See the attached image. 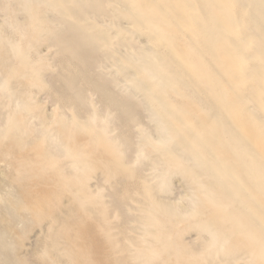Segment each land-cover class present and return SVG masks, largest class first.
Here are the masks:
<instances>
[{
  "label": "rangeland",
  "instance_id": "obj_1",
  "mask_svg": "<svg viewBox=\"0 0 264 264\" xmlns=\"http://www.w3.org/2000/svg\"><path fill=\"white\" fill-rule=\"evenodd\" d=\"M219 1L209 39L205 0H0V264H264L263 63Z\"/></svg>",
  "mask_w": 264,
  "mask_h": 264
},
{
  "label": "bare ground",
  "instance_id": "obj_2",
  "mask_svg": "<svg viewBox=\"0 0 264 264\" xmlns=\"http://www.w3.org/2000/svg\"><path fill=\"white\" fill-rule=\"evenodd\" d=\"M111 1V0H110ZM153 1H155V0H153ZM205 1H207L208 2V4H210V6H211V8H210V10H209V15L207 16L208 17V23H207V25H205V26H207V30H208V36H209V39H213L212 37H215L214 35H216L218 32H220L219 30H221V29H224V28H226V27H231L232 26V23L230 22V19L228 18V12L224 9H222V8H220V4H219V0H205ZM232 1H234V0H232ZM236 1V0H235ZM23 2H25V1H23ZM35 2V1H34ZM91 2V1H90ZM240 2H242V5L240 6V13L242 14V13H244L243 15H245V12L247 11H250V13H251V15H250V17H249V22L250 23H252L253 24V30H254V37H253V39H252V44H254L255 46H256V52H257V54H258V56H260L259 58L260 59H262V63H263V68H260L259 70H258V72L257 73H255V77H256V81H258V83H257V87H256V90H257V92H255V94H254V96H253V98L255 99V102L256 103H258L259 105H262V103H261V101H260V98H262V96H264V0H241ZM239 2V3H240ZM18 3V2H17ZM20 3H22L21 1H20ZM92 3V2H91ZM131 3V2H130ZM34 4V3H33ZM157 4V3H156ZM159 4V3H158ZM15 5V4H14ZM95 5V4H94ZM96 5H97V3H96ZM87 6V5H86ZM123 6H125V5H123ZM127 6L128 7H130L131 8V6H129L128 4H127ZM205 6V5H204ZM239 6V5H238ZM27 7V6H26ZM126 7V6H125ZM88 8V7H87ZM96 8V7H95ZM101 8V7H100ZM21 9V8H20ZM34 9V8H33ZM73 9V8H72ZM98 9V8H97ZM91 10V9H90ZM105 10V9H104ZM166 10V9H165ZM30 11V10H29ZM73 11V10H72ZM97 11V10H96ZM164 11V10H163ZM190 11V10H189ZM101 12H102V8H101ZM104 12H106V10L105 11H103L102 13H104ZM193 14L195 15V17H196V15H197V12L196 11H194L193 10ZM208 12V11H207ZM73 13V12H72ZM84 13V12H83ZM154 13V12H153ZM165 13H168V12H165ZM79 14V13H78ZM78 14H77V16H78ZM147 14H149V13H147ZM31 15V13L29 14V16ZM44 15V14H43ZM71 14H69V16H70ZM75 15V14H74ZM152 15V14H151ZM193 16V15H192ZM199 16V15H198ZM197 16V17H198ZM154 16H152L151 18H153ZM169 17V16H168ZM171 17V16H170ZM194 17V18H195ZM42 18H43V16H42ZM41 18V19H42ZM70 18H71V16H70ZM74 18H75V16H74ZM155 18V17H154ZM194 18H193V20H194ZM67 19V18H66ZM72 19V18H71ZM77 19V18H76ZM130 19V18H129ZM141 19V18H140ZM149 19V18H148ZM159 19V18H158ZM158 19H156V20H158ZM160 19H162V18H160ZM170 19V18H169ZM174 19V18H173ZM199 19V18H198ZM74 20V19H73ZM133 20V19H132ZM150 20V19H149ZM154 20V19H153ZM196 20V19H195ZM206 20V19H205ZM242 19H240V21H241ZM29 21V20H28ZM31 21V20H30ZM29 21V22H30ZM70 21V20H69ZM134 21V20H133ZM138 21H140V20H138ZM142 21V20H141ZM174 21V20H173ZM172 21V22H173ZM68 22V21H67ZM142 22H145V21H142ZM165 22H167V21H165ZM242 22H243V20H242ZM43 23H44V21H43ZM134 23V22H133ZM173 23H175V22H173ZM198 23H199V21H198ZM231 23V24H230ZM245 23H247V21L245 22ZM29 24V23H28ZM32 24V23H31ZM72 24V23H71ZM132 24V23H131ZM135 24V23H134ZM134 24H132V25H134ZM140 24V23H139ZM142 24V23H141ZM145 25H146V23H144ZM147 24H148V22H147ZM176 24V23H175ZM180 24V23H179ZM75 25V24H74ZM74 25H72V27L74 26ZM130 25V24H129ZM180 25H182V24H180ZM241 25H245V24H242L241 23ZM240 25V26H241ZM31 26V25H30ZM69 26V25H68ZM138 26V25H137ZM136 26V27H137ZM132 27V26H131ZM134 27V26H133ZM132 27V28H133ZM143 27V26H142ZM150 27V26H149ZM148 27V28H149ZM177 27H178V25H177ZM66 28H68V27H66ZM179 28V27H178ZM191 28V27H190ZM70 29V28H69ZM72 29V28H71ZM243 29V28H242ZM65 30V29H64ZM73 30V29H72ZM137 30V29H136ZM135 30V31H136ZM139 30V29H138ZM69 31H71V30H69ZM206 31V30H205ZM36 32V31H35ZM64 32V31H63ZM73 32V31H72ZM71 32V33H72ZM138 32V31H137ZM149 32V31H148ZM207 32V31H206ZM226 32V31H225ZM68 33V32H67ZM34 34V33H33ZM75 34V33H74ZM73 34V35H74ZM78 34H79V32H78ZM38 35H41V34H39L38 33ZM57 35V34H56ZM56 35H55V37H56ZM91 35V34H90ZM93 35V34H92ZM151 36H152V34H150ZM155 35V34H154ZM224 35V33L223 34H221V35H219L218 37H222ZM33 36V35H32ZM58 36V35H57ZM80 36H81V34H80ZM86 36V35H85ZM71 37V36H70ZM69 37V38H70ZM77 37V36H76ZM153 37V36H152ZM217 37V36H216ZM215 37V38H216ZM34 38V37H33ZM67 38V37H66ZM77 38H79V37H77ZM82 39H83V37H81ZM154 38V40H156V39H159V38H156L155 39V37H153ZM152 38V39H153ZM36 39V38H35ZM52 39H54V38H52ZM63 39H65V38H63ZM230 39H231V37H230ZM244 39V38H243ZM30 40H32V39H30ZM207 40V39H206ZM233 40V39H232ZM52 41V40H51ZM77 41H79V40H77ZM83 41V40H82ZM107 41V40H106ZM151 41V40H150ZM157 42H159L160 43V40L158 41V40H156ZM229 41V40H228ZM231 41V40H230ZM55 42V41H54ZM57 42H59V41H57ZM67 42V41H66ZM87 42V41H86ZM162 42V41H161ZM249 42H250V40H249ZM75 43V42H74ZM81 43H83V42H81ZM163 43V42H162ZM200 43V42H199ZM198 43V44H199ZM212 43V42H211ZM229 43V42H228ZM31 44V43H30ZM73 44V43H72ZM76 44V43H75ZM151 44V43H150ZM149 44V45H150ZM161 44V43H160ZM55 45V44H54ZM70 45V44H69ZM83 45V44H82ZM86 46H88L87 44H85ZM154 45V44H153ZM157 45V44H156ZM57 46V45H56ZM71 46V45H70ZM85 46V47H86ZM212 46V45H211ZM3 47V46H2ZM84 47V46H83ZM154 47H156V46H154ZM154 47H152V48H154ZM197 47V46H196ZM223 47V46H222ZM65 48V47H64ZM66 48H67V46H66ZM91 48V47H90ZM157 48H160V52L162 53V48L163 47H156V50H157ZM166 48V47H165ZM69 49V48H68ZM67 49V51H69ZM72 49H73V47H72ZM96 49H98V48H96ZM3 50H5V48L3 49ZM9 50V49H8ZM11 50V49H10ZM78 50V49H77ZM159 50V49H158ZM199 50V49H198ZM6 51H7V49H6ZM80 51V50H79ZM78 51V52H79ZM98 51V50H97ZM167 51H168V49H167ZM200 51V50H199ZM155 52V51H154ZM153 52V53H154ZM158 52V51H157ZM165 52H166V49H165ZM169 52V51H168ZM201 52V51H200ZM6 53V52H5ZM75 53H76V51H75ZM95 53V52H94ZM87 54V53H86ZM91 54V53H90ZM93 54V53H92ZM165 54V53H164ZM168 54H170V53H168ZM167 54V55H168ZM221 54V53H220ZM6 55H8L7 53L5 54V57H6ZM26 55H28V53H26ZM94 55V54H93ZM92 55V56H93ZM162 55H163V53H162ZM171 55V54H170ZM202 56V55H201ZM251 56V55H250ZM253 56V55H252ZM11 57V56H10ZM76 57V56H75ZM86 57H87V55H86ZM91 57V56H90ZM164 57H165V55H164ZM169 57V56H168ZM172 57H175V56H172ZM172 57L170 58L169 57V59H172ZM2 58V57H1ZM8 58V57H7ZM12 58H14V57H12ZM205 58V57H204ZM15 59V58H14ZM77 59H80L79 58V56H78V58ZM81 59H82V56H81ZM85 58H83V60H84ZM88 59H89V57H88ZM124 59V58H123ZM126 59V58H125ZM128 59H129V57H128ZM136 59V58H135ZM158 59V58H157ZM167 59V58H166ZM206 59H208V58H206ZM4 60L5 59H3V62H2V64L4 63ZM91 60H93V58L91 59ZM137 60V59H136ZM173 61H175L174 59H172ZM198 60H200V58L198 59ZM73 61V60H72ZM71 61V62H72ZM76 61V60H75ZM86 61V59L84 60V62ZM95 61V60H94ZM93 61V62H94ZM123 61V60H122ZM127 61V60H126ZM129 61V60H128ZM168 61V60H167ZM178 60H176L175 62H177ZM206 61H208V62H210V59L209 60H206ZM80 62H82V60L80 61ZM80 62H78V63H80ZM90 62V61H89ZM202 62H203V60H202ZM12 63H13V61H12ZM2 64H0V65H2ZM126 64H127V62H126ZM128 64H130V63H128ZM171 65H173L172 63H170ZM80 65V64H79ZM83 65V64H82ZM131 65V64H130ZM132 65L134 66V67H136L137 68V66H135V64H133L132 63ZM86 66V65H85ZM143 66V65H142ZM180 66V65H179ZM87 67V66H86ZM139 67V66H138ZM173 67V66H172ZM214 67V66H213ZM235 67V66H234ZM8 68H10V67H8ZM89 68V67H88ZM224 68V67H223ZM135 69V68H134ZM139 69H140V67H139ZM214 69V68H213ZM216 69V68H215ZM9 70V69H8ZM173 70H174V68H173ZM172 70V71H173ZM184 70V69H183ZM19 71V70H18ZM17 71V72H18ZM140 71V70H139ZM171 71V72H172ZM182 70H180V72H181ZM189 71V70H188ZM25 72H27V75H28V70L26 71H24V73ZM137 72V71H136ZM179 72V73H180ZM184 72H186L187 73V71H184ZM183 72V73H184ZM29 73H32V71L31 72H29ZM186 73H185V75H186ZM137 74H140V73H138L137 72ZM30 75V74H29ZM150 75H152V74H150ZM7 76V75H6ZM140 76V75H139ZM180 76H182V75H180ZM187 76V75H186ZM185 76V77H186ZM143 77H144V75H143ZM149 77V76H148ZM5 78V77H4ZM3 78V80H5ZM138 78V77H137ZM142 78V77H141ZM143 79V78H142ZM145 79H147V77L145 78ZM161 79V78H160ZM27 80H29V79H27ZM31 80V79H30ZM33 80V79H32ZM191 80V79H190ZM193 80V79H192ZM67 81V80H66ZM71 81V80H70ZM186 81V80H185ZM31 82H33V81H31ZM193 82H194V80H193ZM72 83V82H71ZM189 83V82H188ZM25 84L27 85V83L25 82ZM28 84H30V83H28ZM149 85H151L150 83H148ZM31 85V84H30ZM69 85H71L70 83H69ZM29 86V85H28ZM27 86V87H28ZM32 86V85H31ZM136 86H138L137 84H136ZM145 86V88L143 87L142 88V90H140V91H142L143 92V89H147V87L146 86H148L147 85V81H146V84L144 85ZM142 87V86H141ZM141 87L139 86V88L141 89ZM150 87H152V86H150ZM155 87V86H154ZM199 87V86H198ZM29 88V87H28ZM137 89H139L138 87H136ZM199 88H201V87H199ZM72 89V88H71ZM100 89V88H99ZM136 89V90H137ZM149 89V88H148ZM151 89V88H150ZM149 89V90H150ZM155 90V89H154ZM194 90H196V89H194ZM13 92V91H12ZM27 93L29 92V91H26ZM78 92V91H77ZM77 92H76V94H77ZM155 92H157V91H155ZM159 93H160V91H158ZM202 92H203V88H202ZM201 92V93H202ZM14 93V92H13ZM151 93H152V89H151ZM150 93V94H151ZM159 93H157V94H159ZM178 93V92H177ZM197 93H200V92H197ZM205 93L206 92H204V95H205ZM12 94V93H11ZM24 95L26 94V93H23ZM31 94V93H30ZM144 94V93H143ZM146 94V93H145ZM161 94V93H160ZM2 95H4L3 93H2ZM7 95V94H6ZM5 95V96H6ZM152 95V94H151ZM154 95V94H153ZM247 95V94H246ZM13 96V95H12ZM26 96V95H25ZM24 96V98H26V97H29V96H26L25 97ZM146 97H145V99L147 98V94L145 95ZM156 96V95H155ZM158 96H160V95H158ZM158 96H156V98L158 97ZM207 96V95H206ZM3 97V96H2ZM76 97V96H75ZM149 97V96H148ZM200 97V96H199ZM6 98H8V96L6 97ZM16 98V97H15ZM22 98H23V96H22ZM161 98V97H160ZM13 99H14V97H13ZM26 99H28V98H26ZM159 99V98H158ZM209 99H211L210 98V96H209ZM30 100H32V99H30ZM152 100V99H151ZM159 100H162V98L161 99H159ZM9 101V100H8ZM152 101H154V100H152ZM19 103H20V101H18ZM18 102H15L16 104H19ZM161 102V101H160ZM209 102H211V101H209ZM27 103L28 102H23V104H25V107L27 106ZM152 103V102H151ZM15 104V105H16ZM210 104H212V103H210ZM216 104V103H215ZM14 105V106H15ZM157 105V104H156ZM155 105V106H156ZM165 105V104H164ZM158 106V105H157ZM165 106H169L168 105V103H167V105H165ZM15 107H18V106H15ZM24 107V108H25ZM29 107V106H28ZM70 107H71V105H70ZM194 108V107H193ZM29 109V108H28ZM31 109V108H30ZM169 109H171V108H169ZM195 109H197L196 107H195ZM216 109V108H215ZM21 111L23 110V109H20ZM27 110V109H26ZM130 110V109H129ZM159 110V109H158ZM18 112L19 114L20 113H22V112ZM24 111H25V109H24ZM160 111H161V109H160ZM159 111V112H160ZM177 111V110H176ZM175 111V112H176ZM29 112V111H28ZM38 112V111H37ZM76 112V111H75ZM158 112V113H159ZM168 112H169V110H168ZM173 112H174V110H173ZM218 112V111H217ZM18 113H16L17 115H19ZM32 113V112H31ZM39 113H41V112H39ZM161 113H163V112H161ZM161 113H160V117H161ZM172 113V112H171ZM215 113V112H214ZM224 113V112H223ZM27 114V113H26ZM25 114V115H26ZM30 114V113H29ZM37 114V113H36ZM42 114V113H41ZM164 114V113H163ZM162 114V115H163ZM180 114H182V113H180ZM180 114H178L177 116H179ZM216 114V113H215ZM220 114V113H219ZM24 115V116H25ZM34 115H35V113H34ZM183 115V114H182ZM186 115V114H185ZM224 115V114H223ZM23 116V117H24ZM157 116H159V115H157ZM206 116H208V115H206ZM218 116V115H217ZM220 116V115H219ZM218 116V117H219ZM7 117V116H6ZM9 117V116H8ZM10 117H11V115H10ZM9 117V118H10ZM15 117V116H14ZM20 118H22L21 116H19ZM31 117V116H30ZM163 117V116H162ZM161 117V118H162ZM180 117V116H179ZM183 117H184V115H183ZM188 117V116H187ZM212 117V116H211ZM223 117V116H222ZM17 119H18V116L16 117ZM158 118V117H157ZM181 118V117H180ZM180 118H178V119H180ZM186 118V117H185ZM207 118V117H206ZM24 119H26V116L24 117ZM34 119V118H33ZM38 119H39V117H38ZM43 119V118H42ZM49 119H51V118H49ZM200 119V118H199ZM209 119V118H208ZM212 119V118H211ZM219 119V118H218ZM22 120L23 119H20V121L22 122ZM29 120V118L26 120V121H28ZM46 120V119H45ZM163 120H166L165 118L163 119ZM196 120V119H195ZM194 120V121H195ZM204 120V119H203ZM18 121V120H17ZM182 121H185V120H182ZM19 122V121H18ZM24 122V121H23ZM47 122V121H46ZM63 122V121H62ZM202 122V121H201ZM25 123V122H24ZM23 123V124H24ZM29 123V122H28ZM28 123H27V125H28ZM42 123H43V121H42ZM47 123H49V122H47ZM186 123V122H185ZM184 123V124H185ZM210 123V122H209ZM14 124V123H13ZM51 124V123H50ZM55 125H56V123H54ZM169 124V123H168ZM183 124V123H182ZM183 124V125H184ZM188 124H190V123H188ZM206 125H207V123H205ZM21 124H19V126H20ZM24 125H26V123L24 124ZM43 125V124H42ZM44 125H48V124H44ZM64 125V124H63ZM187 125V124H186ZM203 124H201V126H202ZM19 126H17V125H15V127H17V128H19L20 129V127ZM30 126V125H29ZM65 126V125H64ZM198 126V125H197ZM14 127V126H13ZM24 126H22V128H23ZM43 127V126H42ZM46 128H47V126H45ZM48 127H49V125H48ZM61 127V126H60ZM76 127V126H75ZM79 127V126H78ZM202 127H206V126H202ZM2 128H3V126H2ZM5 128H6V125H5ZM4 128V129H5ZM21 128V129H22ZM28 128H30V127H28ZM57 128V127H56ZM56 128H55V131H56ZM86 128V127H85ZM196 128V127H195ZM19 129H18V132H17V130L16 129H13L12 131H14V130H16L15 132H17V133H20V131H19ZM20 129V130H21ZM42 129H44V128H42ZM41 129V130H42ZM49 129V128H48ZM48 129H46V130H48ZM58 129V128H57ZM62 129H64V128H62ZM79 129H80V127H79ZM78 129V130H79ZM25 131L27 130V126H26V129H24ZM30 130V129H29ZM51 130V129H50ZM53 130H54V128H53ZM61 130V129H60ZM107 130V129H106ZM177 130V129H176ZM175 130V131H176ZM188 130V129H187ZM196 130L198 131V129L196 128ZM200 130V129H199ZM202 130V129H201ZM215 130V129H214ZM5 131V130H4ZM22 131H23V129H22ZM21 131V132H22ZM174 131V132H175ZM14 132V133H15ZM28 132V131H27ZM30 132V131H29ZM54 132V131H53ZM58 132V131H57ZM72 132V131H71ZM82 132V131H81ZM83 132H84V130H83ZM86 132V131H85ZM214 132V131H213ZM17 133H15V134H17ZM52 133V132H51ZM88 133V132H87ZM86 133V134H87ZM47 134V133H46ZM45 134V135H46ZM49 134V133H48ZM64 134H65V132H64ZM64 134H58V136L59 135H64ZM67 134V133H66ZM85 134V133H84ZM107 134V133H106ZM196 134V133H195ZM3 135V134H2ZM22 135H23V133H22ZM21 135V136H22ZM44 135V136H45ZM194 135V134H193ZM10 136V135H9ZM16 136H18V135H16ZM20 136V135H19ZM24 136V135H23ZM25 136H26V134H25ZM57 136V135H56ZM62 136H61V138H62ZM70 136H71V133H70ZM191 136H192V134H191ZM213 136H214V134H213ZM7 137V136H6ZM11 137V136H10ZM10 137H9V139H10ZM194 137H196L195 135H194ZM199 137V136H198ZM198 137H196V138H194V139H197ZM1 138V137H0ZM15 138V137H14ZM13 138V139H14ZM41 138H43V136L41 137ZM41 138H40V140H41ZM56 138V137H55ZM59 138V137H58ZM57 138V139H58ZM60 138V139H61ZM70 138V137H69ZM6 139V138H5ZM38 139V138H37ZM45 139V138H44ZM47 139V138H46ZM46 139H45V141H46ZM50 139V138H49ZM67 139V138H66ZM72 138H70V140H71ZM120 139V138H119ZM186 139V138H185ZM217 139V138H216ZM1 140H3V139H1ZM11 140V139H10ZM15 140V139H14ZM18 140V139H17ZM22 140V139H21ZM74 140V139H73ZM187 140V139H186ZM198 140V139H197ZM211 140H213V139H211ZM44 141V140H43ZM48 141V140H47ZM46 141V142H47ZM50 141V140H49ZM48 141V142H49ZM58 141V140H57ZM60 141V140H59ZM58 141V142H59ZM61 141H62V139H61ZM86 141V140H85ZM88 141V140H87ZM207 141V140H206ZM209 141V140H208ZM217 141V140H216ZM22 142V141H21ZM40 142H42V141H40ZM39 142V143H40ZM44 143V145L46 144V147H47V143ZM63 142H64V139H63ZM63 142H62V144H63ZM66 142V141H65ZM67 142H69V141H67ZM74 142V141H73ZM89 142V141H88ZM188 142H190V141H188ZM71 143V142H70ZM69 143V146H72L73 145V143H72V145ZM191 143V142H190ZM59 144H61V143H59ZM184 144V143H183ZM192 144V143H191ZM191 144H189L188 143V148H189V146L191 145ZM75 145H76V143H75ZM83 144H81V146H82ZM210 145H211V143H210ZM212 145H215L214 143L212 144ZM65 147V146H64ZM64 147H63V150H64ZM67 147V146H66ZM65 147V148H66ZM83 147V146H82ZM173 147V146H172ZM44 148V147H43ZM49 148H51V147H48L47 148V150L49 149ZM218 148H220L219 146H218ZM60 149H61V147H60ZM175 149H177V148H175ZM210 149H212V147L210 148ZM230 149V148H229ZM54 150V148L52 149V151ZM62 150V149H61ZM62 150V151H63ZM97 150H98V148H97ZM178 150H180V148L178 149ZM218 150V149H217ZM231 150V149H230ZM49 151H51V149H49ZM84 151V150H83ZM67 152V151H66ZM85 152H87L86 150L84 151V153ZM217 152V151H216ZM231 152H232V150H231ZM231 152H229V153H231ZM45 153H47L46 151H45ZM49 153V152H48ZM53 153H54V151H53ZM59 153V152H58ZM83 153V152H82ZM88 153V152H87ZM233 153V152H232ZM60 154V153H59ZM58 154V155H59ZM65 154V152L63 151V155ZM72 154V153H71ZM53 155H55V153L54 154H52L51 156H49V157H52ZM56 155H57V153H56ZM62 155V156H63ZM89 155V154H88ZM41 156V155H40ZM45 156V155H44ZM62 156H60V157H62ZM83 156H85V154L83 155ZM55 157V156H54ZM87 157V156H86ZM86 157H85V159H83V160H86ZM233 157H234V155H233ZM45 158V157H44ZM168 158V157H167ZM47 159V158H46ZM96 159V158H95ZM100 159V158H99ZM39 160H41V159H39ZM78 160H79V158H78ZM77 160V161H78ZM67 161V160H66ZM65 161V162H66ZM72 161H74V162H76L75 160H73L72 159ZM104 161V160H103ZM102 161V162H103ZM71 162V161H70ZM98 162H100V161H98ZM105 162V161H104ZM106 162H107V160H106ZM263 162V161H262ZM45 163V162H44ZM72 163V162H71ZM86 163H89V162H87L86 161ZM125 163V162H124ZM127 163V162H126ZM158 163V162H157ZM40 164H42V163H40ZM67 163H65L64 165L66 166V168H68V164H70V163H68L67 165H66ZM83 164V163H82ZM81 164V165H82ZM85 164V163H84ZM93 164V163H92ZM43 165V164H42ZM63 165V166H64ZM73 165V164H72ZM90 164H88V166H89ZM28 166H30V165H28ZM33 166H35V165H33ZM62 166V165H61ZM62 166V167H63ZM39 167V166H38ZM40 167H41V165H40ZM70 167V166H69ZM75 167V166H74ZM81 168V167H80ZM80 168H79V166H78V169L80 170ZM102 168V167H101ZM108 168V167H107ZM165 168V167H164ZM52 169H53V167H52ZM64 169H65V167H64ZM69 169V168H68ZM74 169V168H73ZM82 169V168H81ZM83 169H85V168H83ZM87 169V168H86ZM70 170V169H69ZM77 170V169H76ZM203 170V169H202ZM202 170H201V172H202ZM241 170V169H240ZM30 171V170H29ZM64 171V170H63ZM62 171V172H63ZM66 171V170H65ZM78 171V170H77ZM77 171H75V169H74V173H70V175H74L75 173L77 174ZM86 171V170H85ZM220 171V170H219ZM211 173V170L210 171H208L207 173ZM243 172V171H242ZM56 173V172H55ZM80 173V172H79ZM78 173V174H79ZM200 173V172H199ZM209 173V174H210ZM224 173H225V171H224ZM67 174H68V172H67ZM66 174V175H67ZM204 174V173H203ZM212 174V173H211ZM227 174H229V173H227ZM52 175V174H51ZM50 175V176H51ZM56 175V174H55ZM58 175V174H57ZM229 175H231V174H229ZM59 176V175H58ZM75 177H73L74 179L76 178V175H74ZM117 176V175H116ZM200 176V175H199ZM242 176V175H241ZM53 177H54V175H53ZM232 177V175L230 176V178ZM219 178V177H218ZM88 179V178H87ZM77 180H79V179H77ZM204 180V179H203ZM209 180V179H208ZM226 180H227V177H226ZM230 180V179H229ZM199 181H202V180H199ZM212 181V180H211ZM220 181V180H219ZM231 181V183H232V179L230 180ZM237 181V180H236ZM235 181V178H234V182H236ZM243 181V180H242ZM86 182H88V181H86L85 180V182L84 183H86ZM120 181H118V183H119ZM210 182V181H209ZM209 182H207V183H209ZM221 182V181H220ZM244 182V181H243ZM78 183V182H77ZM112 183V182H111ZM184 183H186V182H184ZM206 183V182H205ZM211 183V182H210ZM209 183V184H210ZM237 183V182H236ZM72 184V183H71ZM239 186H241L240 184H238ZM54 186V185H53ZM92 186V185H91ZM211 186V185H210ZM215 186H217V185H213V189H214V187ZM249 186V185H248ZM85 187H86V185H85ZM88 187V186H87ZM195 187V186H194ZM219 187V186H218ZM62 188V187H61ZM60 188V189H61ZM73 188V187H72ZM191 188V187H190ZM192 188H193V186H192ZM217 188V187H216ZM215 188V189H216ZM244 188V187H243ZM58 189V188H57ZM60 189H58V190H60ZM154 189V188H153ZM73 190V189H72ZM75 190H78V188H76ZM217 190V189H216ZM230 190V189H229ZM245 190V189H244ZM80 191H82V190H80ZM191 191V190H190ZM251 191V190H250ZM75 192V191H74ZM199 192V191H198ZM202 192V191H201ZM205 192V191H204ZM208 192V191H207ZM244 192H247V191H244ZM249 193V192H248ZM85 194H87V192L85 193ZM89 194V193H88ZM207 194H209L210 195V193L208 192ZM99 195V194H98ZM211 196V195H210ZM250 196V195H249ZM248 197V196H247ZM218 198V197H217ZM70 199V198H69ZM91 199V198H90ZM111 199V198H110ZM113 199V198H112ZM213 199H215V197L213 198ZM228 199V198H227ZM236 199H238V198H236ZM264 199V198H263ZM251 200H252V198H251ZM15 201V200H14ZM94 201V200H93ZM107 201V200H106ZM112 201V200H111ZM201 201V200H200ZM104 203H105V201H104ZM211 203V202H210ZM77 204V203H76ZM75 204V205H76ZM96 204V203H95ZM122 204V203H121ZM217 204H219V203H217ZM109 205H111V203L109 204ZM108 205V206H109ZM196 205V204H195ZM202 205V204H201ZM193 206V205H192ZM167 207V206H166ZM170 207V206H169ZM90 208V207H89ZM195 208V207H194ZM13 209H15V208H13ZM74 209H76V208H74ZM87 209V208H86ZM199 210V209H198ZM83 212V211H82ZM152 212V211H151ZM198 213V212H197ZM61 216V215H60ZM132 216H134V215H132ZM156 216H158V214L156 215ZM62 218H63V216H61ZM112 217V216H111ZM158 217H160V215L158 216ZM59 218V217H58ZM133 218V217H132ZM134 219L136 220V218L134 217ZM143 220V219H142ZM141 220V223L143 222ZM223 221V220H222ZM137 222V221H136ZM146 223H148V221L146 222ZM61 225V224H60ZM150 225V224H149ZM226 226H228V225H226ZM57 227V226H56ZM47 228V227H46ZM141 228V227H140ZM148 228V227H147ZM204 228V227H203ZM263 227H261V229H262ZM133 229V228H132ZM141 229H143V228H141ZM144 229H146V228H144ZM143 229V230H144ZM136 230V229H135ZM148 230H150L149 228H148ZM60 231V230H59ZM145 231V230H144ZM56 232V231H55ZM146 232V231H145ZM163 232V231H162ZM170 232V231H169ZM58 233V232H57ZM60 233V232H59ZM139 233V232H138ZM167 233V232H166ZM213 233V232H212ZM140 234H142L141 232H140ZM235 234V233H234ZM209 235H210V233H209ZM211 237H212V235H210ZM235 236V235H234ZM53 237V236H52ZM132 237H133V235H132ZM54 238V237H53ZM212 238H214V237H212ZM215 238H216V236H215ZM150 239V238H149ZM1 240V239H0ZM159 240V239H158ZM216 240V239H215ZM214 240V241H215ZM60 241V240H59ZM213 241V240H212ZM154 242V241H153ZM112 244V243H111ZM199 244V243H198ZM57 245V244H56ZM158 245V244H157ZM161 245V244H160ZM167 245V244H166ZM200 245V244H199ZM113 246V245H112ZM142 246H144V245H142ZM108 247H109V244H108ZM141 247V246H140ZM258 248H259V245L257 246ZM169 248H170V246H169ZM113 249H115V248H113ZM257 249V248H256ZM57 250V249H56ZM103 250H105V249H103ZM133 250V249H132ZM249 250V249H248ZM102 251V250H101ZM107 251V250H106ZM110 251V253H111V250H109ZM53 253H55V252H53ZM57 253V252H56ZM55 253V254H56ZM107 253H109V252H107ZM112 253H113V251H112ZM257 253V252H256ZM255 253V254H256ZM63 254V253H62ZM1 256V255H0ZM154 256V255H153ZM241 256V255H240ZM109 257V256H108ZM107 257V258H108ZM190 257H192L191 255H190ZM190 257H189V261H190ZM3 258V257H2ZM164 258V257H163ZM166 258V257H165ZM246 258V257H245ZM81 259H83V258H81ZM151 259V258H150ZM161 259H162V256H161ZM160 259V260H161ZM214 259V258H213ZM130 260V259H129ZM154 260V259H153ZM1 261V260H0ZM187 261V260H186ZM230 261V260H229ZM141 262V261H140ZM63 263V262H62ZM82 263V262H81ZM157 263V262H156ZM114 264H115V262H114ZM179 264V263H178ZM187 264H188V262H187ZM191 264V263H190Z\"/></svg>",
  "mask_w": 264,
  "mask_h": 264
}]
</instances>
